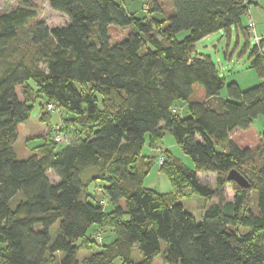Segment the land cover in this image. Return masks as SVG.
Wrapping results in <instances>:
<instances>
[{
    "label": "trees",
    "instance_id": "trees-1",
    "mask_svg": "<svg viewBox=\"0 0 264 264\" xmlns=\"http://www.w3.org/2000/svg\"><path fill=\"white\" fill-rule=\"evenodd\" d=\"M15 1L0 13V264H153L160 255L164 264H264V39L249 58L259 83L246 90L192 53L231 27L248 43L252 2L169 0L165 12L163 0H140L146 18L136 19L122 0H48L66 20L49 28L31 0ZM110 27L125 38L112 43ZM195 85L201 102L191 101ZM35 99L48 131L19 159L18 127ZM258 116V148L236 144L231 135ZM53 131L70 140L56 143ZM165 131L193 169L160 144ZM144 146L158 154L169 193L143 186L154 160ZM231 170L246 188L227 179ZM200 173L215 174L217 189ZM226 184L232 202L219 191ZM188 196L219 202L197 222L179 202Z\"/></svg>",
    "mask_w": 264,
    "mask_h": 264
},
{
    "label": "rangeland",
    "instance_id": "rangeland-1",
    "mask_svg": "<svg viewBox=\"0 0 264 264\" xmlns=\"http://www.w3.org/2000/svg\"><path fill=\"white\" fill-rule=\"evenodd\" d=\"M31 1L35 4L37 8L38 19H40V21H43L44 24L47 25L49 28L55 26H62L65 24L66 21L65 17L49 9L48 0H31ZM122 1L125 3V0ZM256 1H257V5L251 6V8H254V16L255 14L264 13V0H256ZM137 2H138L137 0H131L130 2L127 1V7L129 8V9L127 8L128 12L130 8H133L132 6H135V3ZM16 6H17V1L15 0H11V1L0 0V13L10 11ZM144 10L146 11L145 8ZM163 10L165 12L170 11L169 0H163ZM158 15L160 16V18H164L162 14H158ZM246 18L247 17H243L241 20V24L243 26L247 24ZM108 33L112 43L118 42L125 38L127 29L110 27L108 29ZM183 34L184 33L180 34L179 38H181ZM255 46L256 43L254 40L253 32L251 33V36L247 43L246 37H244L243 34L241 33L237 34L235 28L231 27L229 31H219L196 42L194 44L192 53L194 55H202L203 57L204 56L209 57L212 63L214 64L215 68L218 70L219 75L221 77H224L225 80L229 82L236 80L239 84L240 89L246 90L256 86L258 84L257 81L259 80L256 73L249 68L250 66L249 58ZM220 96H222L223 98L227 97L225 89L221 90ZM203 100H204V93L202 87L199 85H195L194 92L191 97V101L201 102ZM40 103H43V100L35 99V101L32 103L33 109L31 111L29 120L26 121L25 123L20 124L18 127L19 137H18L17 145L15 146V151L19 159L27 157L29 155V148L37 145V143L39 142L35 138H38L39 136L46 134V132L48 131V125L41 122L39 119ZM179 104L181 103L179 102ZM63 115L64 113L61 110L50 112L49 122H48L49 125L55 126L59 124L61 122V117ZM262 125H263V118L262 116H258L252 121L250 129L246 131H237L231 135V138L234 140L236 144L244 147L248 146L251 148V150L255 151V149L258 148V146L261 143L259 135L262 131ZM63 135L65 137L64 142L70 140L67 135L65 134ZM160 144L163 146V148L167 149V151L170 153L172 157L179 159L189 169H193L194 165L190 157L182 153L179 146L175 143L173 136L168 131L164 132ZM143 154L148 155L150 157H154L152 167L149 173L144 178L143 186L147 189L154 190L158 193H169L171 191L170 182L168 181L166 176L159 171V164L157 161L158 154L155 151L150 150L147 146H144ZM49 175L51 180L55 179V176L53 174L50 173ZM198 176L202 183L210 186L214 190L217 189L215 184V179H216L215 174L200 173ZM99 186H101L100 182L93 184L90 187V190L93 191L95 187L98 188ZM219 191L223 192L224 201L232 202L233 190L231 184H226L222 189H219ZM217 201L219 202L218 199L207 201L199 196H188V197H183L182 199H180L179 202L190 214L194 216L197 222H200L201 216L205 212V210L210 205L217 203ZM56 229H57V224L51 230V236L53 239L55 237ZM244 231L245 229H242V232ZM111 239H112V234H109V232H107V234L103 236L102 241L104 242V244H106L110 242ZM97 242L100 244L101 241H97ZM161 249L162 252L165 250L164 244L161 245ZM134 256L135 259L137 260L140 259L137 253H135ZM153 264H164L161 255L154 259Z\"/></svg>",
    "mask_w": 264,
    "mask_h": 264
},
{
    "label": "crops",
    "instance_id": "crops-1",
    "mask_svg": "<svg viewBox=\"0 0 264 264\" xmlns=\"http://www.w3.org/2000/svg\"><path fill=\"white\" fill-rule=\"evenodd\" d=\"M127 1L130 2L131 0H125V3L124 4H125L126 7H127ZM137 1L138 2L135 3V6H132L133 8H130L129 12L133 16H136V17H134L136 19H144V18H146V13H145L146 11L144 10L145 6H144V4L140 0H137ZM248 1L252 2V4L255 5V6L257 5V1L256 0H248ZM249 15H250V17H251V19L253 21V25H254V28H253V34H254V36H256L259 39H264V13H262V14H255V16H254V8H251V10L249 12ZM152 17L155 18V19H157V20L163 19V18H160V16L158 14H154ZM244 26H246V24ZM235 31L237 32V34L240 33V30H237V28L235 29ZM235 82L239 86V84H238V82L236 80H235ZM257 82L259 83V80ZM182 107L183 106L180 105V108H182ZM249 129H250V127H249Z\"/></svg>",
    "mask_w": 264,
    "mask_h": 264
},
{
    "label": "built area",
    "instance_id": "built-area-1",
    "mask_svg": "<svg viewBox=\"0 0 264 264\" xmlns=\"http://www.w3.org/2000/svg\"><path fill=\"white\" fill-rule=\"evenodd\" d=\"M244 3H246L247 0H242ZM249 11H250V7L248 8V14H249ZM249 28H250V31L251 33L253 32V28H254V25H253V21L249 15ZM254 40L255 42H258L259 41V38H257L256 36H254ZM47 109H52V106L51 105H48L47 106ZM53 140L56 142V143H63L64 142V135L61 134L60 132H54L53 133Z\"/></svg>",
    "mask_w": 264,
    "mask_h": 264
},
{
    "label": "water",
    "instance_id": "water-1",
    "mask_svg": "<svg viewBox=\"0 0 264 264\" xmlns=\"http://www.w3.org/2000/svg\"><path fill=\"white\" fill-rule=\"evenodd\" d=\"M227 179L236 183L240 187L246 188L248 186L247 181L235 170L229 171Z\"/></svg>",
    "mask_w": 264,
    "mask_h": 264
}]
</instances>
